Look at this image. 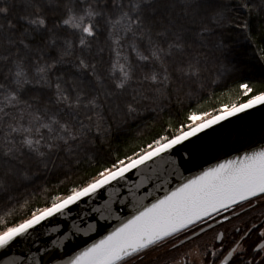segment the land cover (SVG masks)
Here are the masks:
<instances>
[{
    "label": "snow or ice",
    "instance_id": "6c2138e0",
    "mask_svg": "<svg viewBox=\"0 0 264 264\" xmlns=\"http://www.w3.org/2000/svg\"><path fill=\"white\" fill-rule=\"evenodd\" d=\"M182 248L264 264V0H0V264Z\"/></svg>",
    "mask_w": 264,
    "mask_h": 264
},
{
    "label": "trees",
    "instance_id": "16d2710c",
    "mask_svg": "<svg viewBox=\"0 0 264 264\" xmlns=\"http://www.w3.org/2000/svg\"><path fill=\"white\" fill-rule=\"evenodd\" d=\"M221 91L220 89H217V92ZM166 114H161V120L167 119ZM145 123H151V120L148 121H141L138 124H131L126 129V135H122L118 139H115L112 143V148H121V150H124L127 146L133 145L137 142H141V140H150L151 136L155 134V132L160 130V122L158 121L153 128H146L144 125ZM105 152L107 149L104 150ZM131 154V152H129ZM81 169L82 171L78 173L76 176L72 177L73 179H79V176L84 175L85 173H93L96 169L100 168L104 164V159L97 158L93 160H88L84 157V155H81ZM56 180L53 178L51 180V185L53 187L56 186ZM57 194H65L60 191L59 188L56 189V191L52 192V195ZM35 202V199H34ZM37 207L43 206L42 203H37Z\"/></svg>",
    "mask_w": 264,
    "mask_h": 264
},
{
    "label": "water",
    "instance_id": "95a60500",
    "mask_svg": "<svg viewBox=\"0 0 264 264\" xmlns=\"http://www.w3.org/2000/svg\"><path fill=\"white\" fill-rule=\"evenodd\" d=\"M230 127H233L232 125H228L227 124V122H225V128H224V130L222 131V133H221V137H220V139H221V142H223V140L228 136V129L230 128ZM216 153H213V155H215ZM219 155H220V157L221 158H226L225 156H224V153L223 152H220L219 153ZM217 161L215 160V159H212L211 157H209V163H216ZM206 166H208V165H205V167ZM195 171V170H194ZM192 173H190V172H186L185 173V175H191ZM133 179H137V177H135V176H133L132 177ZM172 186H174V184L172 185ZM162 194V193H161ZM82 207H83V205H81ZM126 212H130V206H129V208L128 209H126ZM109 223H114V222H109ZM98 238V237H97ZM17 255H20V254H26V247L25 246H19L17 249H14L13 250Z\"/></svg>",
    "mask_w": 264,
    "mask_h": 264
},
{
    "label": "flooded vegetation",
    "instance_id": "af4514ba",
    "mask_svg": "<svg viewBox=\"0 0 264 264\" xmlns=\"http://www.w3.org/2000/svg\"><path fill=\"white\" fill-rule=\"evenodd\" d=\"M185 250H186L185 248H182L180 252H170V253H166L165 250H161L159 253L153 254V259L157 261V264H164L165 260H169L172 257L179 259Z\"/></svg>",
    "mask_w": 264,
    "mask_h": 264
}]
</instances>
